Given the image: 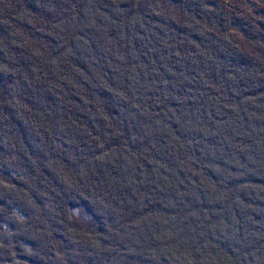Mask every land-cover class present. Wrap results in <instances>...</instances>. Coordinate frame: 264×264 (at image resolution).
<instances>
[{
	"label": "trees",
	"instance_id": "1",
	"mask_svg": "<svg viewBox=\"0 0 264 264\" xmlns=\"http://www.w3.org/2000/svg\"><path fill=\"white\" fill-rule=\"evenodd\" d=\"M210 2L0 0V264H264V16Z\"/></svg>",
	"mask_w": 264,
	"mask_h": 264
},
{
	"label": "rangeland",
	"instance_id": "2",
	"mask_svg": "<svg viewBox=\"0 0 264 264\" xmlns=\"http://www.w3.org/2000/svg\"><path fill=\"white\" fill-rule=\"evenodd\" d=\"M193 1L195 0H152V3L155 5V7L168 8V9L177 8L178 10L181 8V6H184L186 2L188 4H191ZM201 1H202V5H204V0ZM210 1L211 2L209 4L212 7L211 19L215 20L217 18V15L220 14V20H222L224 24L231 20V14H232V12H230L231 8H235V14L242 19L243 17H241L240 14L242 13V11L245 10L242 6L248 7L250 12H252L250 14L251 19L256 24L258 22H261V19L259 17L264 16V0H210ZM132 10L134 11L135 18L140 24L139 28L135 26V28L137 29L136 32H138V34L139 31L141 30V32L145 33L146 36L159 37L160 35L159 32L163 34L169 28L176 29V24L178 20L176 14H168L163 10L159 11L165 20V23L163 25H160L162 23L161 19L152 20V17L155 16L156 14L148 18L147 15L145 14L140 15L139 13H137L135 9L132 8ZM114 12L116 13L117 11L114 10ZM254 12L256 14H253ZM226 16L228 18H226ZM254 16H257L258 18H254ZM135 18L134 20H136ZM113 27L115 29H118L117 25H114ZM159 39L163 41L162 37H160ZM73 212L77 216L81 217L86 223H90L91 221H93L91 215H89L84 209L77 208ZM8 227L10 226L5 225L4 227L0 228V240H3V238L7 236L6 230L8 229ZM14 234L16 235V237H18L19 230H15ZM17 251H22V250H20V248L18 247ZM14 264H22V263L17 259V261Z\"/></svg>",
	"mask_w": 264,
	"mask_h": 264
},
{
	"label": "bare ground",
	"instance_id": "3",
	"mask_svg": "<svg viewBox=\"0 0 264 264\" xmlns=\"http://www.w3.org/2000/svg\"><path fill=\"white\" fill-rule=\"evenodd\" d=\"M4 231V230H3Z\"/></svg>",
	"mask_w": 264,
	"mask_h": 264
}]
</instances>
